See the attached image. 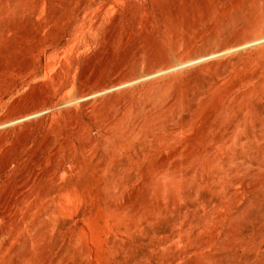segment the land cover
<instances>
[{"label": "rangeland", "instance_id": "374dc122", "mask_svg": "<svg viewBox=\"0 0 264 264\" xmlns=\"http://www.w3.org/2000/svg\"><path fill=\"white\" fill-rule=\"evenodd\" d=\"M14 119L0 264H264V0H0Z\"/></svg>", "mask_w": 264, "mask_h": 264}, {"label": "bare ground", "instance_id": "6f19581e", "mask_svg": "<svg viewBox=\"0 0 264 264\" xmlns=\"http://www.w3.org/2000/svg\"><path fill=\"white\" fill-rule=\"evenodd\" d=\"M234 43H240L241 42V38H235L234 40ZM215 51V50H214ZM178 58V57H177ZM175 62H174V59H167V61H165L164 63H163V68H167V67H170L171 65H173ZM143 75H144V73H143ZM67 80V79H66ZM126 80H130V79H126ZM133 80V79H132ZM65 80H64V76H62V75H60V74H57L56 75V90H55V92L54 91H51L52 92V94H50V91H47L46 90V94H45V97H47V102L48 103H50L51 104V102L53 101L52 99H54V97L56 96V94H59L60 93V91H61V89L64 87L63 86V82H64ZM110 82H115V80H112V81H110ZM66 83V82H65ZM106 83V82H105ZM107 83H109V82H107ZM118 84V83H117ZM121 85V84H120ZM109 86V85H108ZM107 86V87H108ZM114 86V85H113ZM112 86V87H113ZM101 88H102V85L100 86ZM99 87V88H100ZM105 88V89H104ZM103 88V90H98V92L99 91H101L100 93H102V92H104V91H107L106 90V87H104ZM91 96H93V95H89V96H86L87 98L89 97H91ZM64 97V95L63 96H61V98H63ZM92 98V97H91ZM98 99H100V98H98ZM101 99H102V97H101ZM94 99H92V100H85V105H89V104H91V103H93L92 101H93ZM105 101V100H104ZM96 101L94 100V103H95ZM117 102V101H116ZM100 103V102H99ZM95 104H93V106H94ZM100 105H102V103L100 104ZM119 105V104H118ZM95 106H97V105H95ZM95 106H94V108H95ZM99 106V105H98ZM116 106V105H115ZM99 107H101V106H99ZM32 109V110H31ZM25 111H27V113L28 112H30V114L31 115H27V116H29L28 118H30V117H33V116H36V115H40L41 113H43V110L40 108V107H38V106H35V107H33V108H27V109H25ZM24 118L25 116H21V118ZM22 118V119H23ZM27 118V119H28ZM14 121L16 122L17 120H12V121H9V122H2L3 124H0V126H2V125H5L4 127H6V130H12V124L14 123ZM11 125V126H10ZM17 125V124H16ZM15 125V126H16ZM19 125V124H18ZM17 125V126H18ZM19 127H21V126H19ZM15 129V128H14ZM12 131H14V130H12ZM9 132V131H8Z\"/></svg>", "mask_w": 264, "mask_h": 264}]
</instances>
